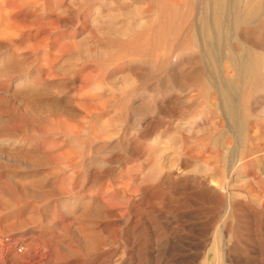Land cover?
<instances>
[{
  "label": "rangeland",
  "instance_id": "1",
  "mask_svg": "<svg viewBox=\"0 0 264 264\" xmlns=\"http://www.w3.org/2000/svg\"><path fill=\"white\" fill-rule=\"evenodd\" d=\"M28 231L47 264H264V0H0V248Z\"/></svg>",
  "mask_w": 264,
  "mask_h": 264
},
{
  "label": "bare ground",
  "instance_id": "2",
  "mask_svg": "<svg viewBox=\"0 0 264 264\" xmlns=\"http://www.w3.org/2000/svg\"><path fill=\"white\" fill-rule=\"evenodd\" d=\"M209 182V181H208ZM215 186V185H214ZM218 186V184L216 185V187ZM220 186V185H219ZM218 189V187L216 188ZM219 189H223L226 192V185L225 184H221ZM229 203V202H228ZM227 203V204H228ZM262 206V205H261ZM251 214V213H250ZM249 223V222H248ZM24 231V230H23ZM34 232L32 231H28V233L24 234L23 236H21L20 238L16 239V241H13L14 238L12 239L13 242H11V238L9 239H4L3 245L0 248V264H47V262L49 263L51 261V259H53L54 254H55V250L49 246L48 243H46L45 241L41 240L40 236L38 234H33ZM40 234V233H39ZM252 234V233H251ZM226 235V234H225ZM29 238V236H31L32 239H36L38 240V243L40 242L41 248H44V246L46 245L47 250L44 248L45 254L42 256H39V254H36V252L34 250H30V249H26L24 246V244H21V242H23L24 238L27 237ZM226 238V237H225ZM223 240V239H222ZM219 241V240H218ZM222 244V241H220ZM30 243V242H28ZM39 243V244H40ZM45 244V245H44ZM203 244V243H202ZM48 245V246H47ZM216 245V244H215ZM227 245V244H226ZM207 246V245H206ZM39 247V246H38ZM37 247V249H38ZM51 247V248H50ZM208 247V246H207ZM18 248V249H17ZM40 249V248H39ZM38 249V250H39ZM10 250H14L12 253L10 252ZM42 250V249H41ZM210 250V248L208 249H204L203 253H204V257L203 260L201 261V264H207L206 262V257H207V253ZM221 252H226L224 249L223 245H217V249H214V257L212 259V264H219V259H218V251ZM227 250V248H226ZM228 252V251H227ZM226 252V253H227ZM225 253V254H226ZM200 254V253H198ZM224 254L223 257H227ZM220 256V255H219ZM17 258V260L14 262V259ZM195 258V256H194ZM188 259V258H187ZM226 259V258H225ZM194 260V259H193ZM222 260V258H221ZM220 260V261H221ZM228 260V259H227ZM187 261V260H186ZM198 262V261H197ZM223 263V262H222Z\"/></svg>",
  "mask_w": 264,
  "mask_h": 264
}]
</instances>
